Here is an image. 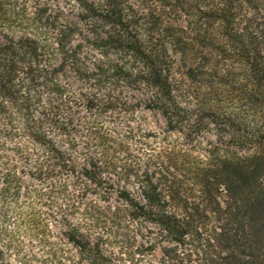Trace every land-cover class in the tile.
<instances>
[{"label": "trees", "instance_id": "1", "mask_svg": "<svg viewBox=\"0 0 264 264\" xmlns=\"http://www.w3.org/2000/svg\"><path fill=\"white\" fill-rule=\"evenodd\" d=\"M75 1L84 10L81 21L95 27L91 58L82 45L73 47L78 26L57 24L46 10L29 13L19 0H0V138L20 146L15 140L26 138L38 151L31 186L15 170L0 175V264L38 259L20 240L35 229L47 253L43 264H104L100 237L85 228L98 223L100 210L125 215L153 243L175 244L162 248L173 264H264V0ZM152 4L203 14L205 28L194 29L200 61L188 71L191 80L208 81L209 96L199 105L179 94L172 62L177 30L155 20ZM131 99L140 101L133 109L158 111L172 132L191 138L212 128L218 146L199 162L181 153L187 162H174V172L164 162L147 166L132 184L136 192L106 178L116 142L107 119L131 110ZM82 138L98 142L100 158L81 152ZM10 203L16 212L6 214ZM38 205L59 234L45 228ZM5 217L9 229L2 227ZM190 247L195 260L181 256Z\"/></svg>", "mask_w": 264, "mask_h": 264}, {"label": "rangeland", "instance_id": "2", "mask_svg": "<svg viewBox=\"0 0 264 264\" xmlns=\"http://www.w3.org/2000/svg\"><path fill=\"white\" fill-rule=\"evenodd\" d=\"M136 1L141 0H130L133 4L136 3ZM19 2L21 7H26L28 9L29 13L37 11L38 13H42L40 12L41 10H46L47 15L45 17H57V24H72L73 26H78L81 34L75 35L73 47L82 45L84 55L88 53L90 58L93 57L95 51L92 50L89 39L94 40L96 37L94 38L92 33H89V30H95V27H91V24L88 25L81 21V14L84 13V10L77 1L30 0L27 5L20 0ZM150 6V12L155 13V20L157 17H160L161 22H164L167 26H173L175 30H177V35L174 39L175 46L173 45L172 47V62L174 65V83L179 90V94L185 101L190 102L192 106L203 103L205 98L209 96L204 86L208 83L207 79L206 81L204 79L193 81L188 77L189 66L192 63L197 64V62L200 61V59H198L200 43H198L194 29L200 26L205 28L206 25L204 23L205 19H203V14L187 6L184 7L185 9L177 8L175 5L169 6V9L161 7L160 4H152ZM184 10L190 15H186ZM207 25L209 24L207 23ZM4 27L0 25V36L4 31ZM33 30L35 32L38 30L41 31L40 26L38 27L37 25L33 27ZM103 30L102 34L107 28ZM184 49L187 52L186 54L184 52H176V50L181 51ZM221 58L222 57L219 59V69L222 73ZM196 59L198 61H196ZM92 60L94 59L92 58ZM75 86H79V84H75ZM138 101L137 99H131L129 101L132 107L131 110L115 112L112 114L114 117L107 119L110 128L114 129L111 137L116 140V142L114 145H110L111 158L109 159L110 161H108L110 169L105 172L104 176L106 178H111L116 182L124 180L129 183L130 188H134L136 192V187L132 184L142 179L143 172L147 166L159 168V165L164 162V168L171 166L170 170L174 172L175 169L172 167L175 165L174 162H187L186 158L183 159L179 156L181 153L188 154L191 158H189L190 162H199V158L207 156L210 149H215L218 146L217 133L215 130H212V128L208 130V132L197 136L193 135L191 138L179 132H172L168 129L166 119L158 111H150L143 107L133 109V107L139 106ZM20 140L22 141V146H20V144L15 145V142L12 143L8 138H0V175L2 176L3 174H8V172L15 170L16 173L26 181V184L31 186L33 182L28 173L31 170L33 162H35V155L38 151H35L34 147L26 138H17L15 141ZM78 144L82 153L94 154L96 158H100V156L97 155L98 153L96 154L100 148L95 139L87 141L82 138L78 140ZM116 163H119L117 164V166H119L118 169L114 167ZM106 166L107 165L103 161V167L106 168ZM166 172L167 171H165V173ZM177 175L180 178L184 176V179H190L185 173L179 172ZM121 186L124 185L122 184ZM21 200H25L27 203L31 201L30 199ZM117 200L115 195L111 202L115 205L118 204ZM100 204L106 206V204L102 202H100ZM21 206L23 205L20 204L19 207ZM16 209L17 205L15 206V204L10 203L6 205L5 212L9 214L13 210L16 212ZM35 212L38 215L40 214L39 218L44 221L45 228L47 226L50 233H56L57 235L61 232V228L53 224V222L51 223V217L49 218V214L46 213L45 208L38 205L36 206ZM94 216L98 218V223L93 225L88 222L85 228L90 229L92 233L100 237L99 244L106 258L104 264H173V262L171 263L167 260L162 248H174L175 244L164 243V245H161V243H159L160 240H156V243H153V241L148 240L149 233L139 230L136 225L129 226L125 223L124 221L127 220L125 215L116 217L111 212H108V210H100V212H97ZM23 217L26 219V222H29L30 219L27 213L23 214ZM78 219L79 217H77V220ZM12 221L15 224V221ZM10 226L13 225L10 223L9 217H5L2 220L3 229H9ZM36 232L35 229L34 233H30V237L23 236L20 240L26 244L25 250H27L29 256L34 254V256L38 258L34 260L32 264H43V259L47 257V253L44 248L38 244L42 237L37 236ZM41 232H43V229L39 231V234H41ZM51 240L56 239L52 237ZM65 248L66 252L73 249V247L68 244H66ZM193 248L194 247H190L189 251H185L181 256L187 260H195L196 256L192 252ZM62 264L74 263L70 260H66Z\"/></svg>", "mask_w": 264, "mask_h": 264}]
</instances>
